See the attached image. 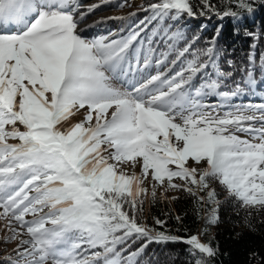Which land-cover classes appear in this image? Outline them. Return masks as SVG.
Returning a JSON list of instances; mask_svg holds the SVG:
<instances>
[{
    "label": "snow or ice",
    "instance_id": "6c2138e0",
    "mask_svg": "<svg viewBox=\"0 0 264 264\" xmlns=\"http://www.w3.org/2000/svg\"><path fill=\"white\" fill-rule=\"evenodd\" d=\"M230 2L253 11L252 0ZM77 8L76 0H0V27L17 26L0 30V219L11 233L5 242L28 237L10 264H138L147 244L129 252L137 240H180L194 254L214 257L198 235L180 238L140 223L142 185L150 177L153 198L158 184L218 205L210 187L216 181L242 207L264 209V103L223 112L203 103L208 95L227 101L244 89L237 83L221 90L232 73L216 64L217 37L200 53L190 51L191 43L177 49L184 34L168 21L194 17L191 0L148 5L150 15L119 39L83 38ZM222 15L240 19L231 9ZM157 38L167 51L157 53ZM243 71V83H254V69ZM129 76L140 79L129 88L114 85L130 83ZM198 76L204 80L194 88ZM81 110L84 119L72 122ZM127 164H139L140 174L125 172ZM216 211L209 223L218 222Z\"/></svg>",
    "mask_w": 264,
    "mask_h": 264
},
{
    "label": "trees",
    "instance_id": "16d2710c",
    "mask_svg": "<svg viewBox=\"0 0 264 264\" xmlns=\"http://www.w3.org/2000/svg\"><path fill=\"white\" fill-rule=\"evenodd\" d=\"M124 1L136 2V6L144 8L158 2V0ZM207 2L212 6V10L206 8L200 0H191L196 13L194 17L185 15L179 23L168 21L174 24L172 31L179 29L184 34V39L176 45L177 49L191 43L190 51L200 53L210 46L214 37H217L216 64L224 73H232L230 77H225L221 90H235V85L240 83L244 90L237 96L249 95L251 89L248 84L243 83L246 79L243 70L252 67L255 88L260 97H264V67L261 62V57H264V0H252L251 13L236 8L230 0ZM229 9L239 12L240 19L222 15ZM142 10L138 11L136 17H132L130 31L135 29L145 16L150 15ZM154 26L155 22L148 25L147 34H151ZM143 35L145 34L142 33ZM157 41V53L168 50L164 42L159 41V38ZM250 56L255 57L252 65H249ZM169 58L174 59L175 53L173 52ZM191 58V55L186 54V59ZM180 67L178 64L175 70H179ZM209 74L215 78L213 69H209ZM203 80V77H196L193 80V87H199ZM176 182L183 183L179 179ZM210 187L216 190L218 205L201 204L187 192L177 190L172 196L148 198L143 203L142 212L138 213V221L155 232H163L166 235L180 238L198 235L202 242L213 247L215 256L209 258L199 252L194 254L191 247L180 240L151 243L137 240L129 252L147 244L138 257V264H196L199 259H203L204 264H264V209L258 206L242 207L240 202L231 197L216 181H211ZM200 195L206 196V193L202 192ZM213 208L217 209L216 215L219 217L215 224L208 221ZM156 220L164 221V225L156 224ZM0 264H10L8 257H2Z\"/></svg>",
    "mask_w": 264,
    "mask_h": 264
},
{
    "label": "rangeland",
    "instance_id": "374dc122",
    "mask_svg": "<svg viewBox=\"0 0 264 264\" xmlns=\"http://www.w3.org/2000/svg\"><path fill=\"white\" fill-rule=\"evenodd\" d=\"M203 3V0H200ZM77 8V18L79 20L77 31L79 34L86 39H98L101 37H108L110 39H119L121 37L127 36L131 29L132 17H136L140 9H144L143 6H136V2H125L124 0H76ZM204 4V3H203ZM91 9V11H89ZM144 11V10H142ZM83 14L82 19H80V14ZM135 13V15H132ZM140 24V23H139ZM17 26L14 24H9L6 29L0 27V30L13 31L16 30ZM170 59V58H169ZM171 60V59H170ZM155 65H153L150 70L152 74H155ZM164 69L161 68V71ZM130 83H123L121 81H113L116 87L129 88L131 83H135L136 79H140L137 76L135 79L129 76L126 78ZM255 83V82H254ZM252 83V84H254ZM253 96L241 95L240 97H232L230 100H223L216 95H208L203 98V103L206 105H211L217 108V111L223 112L227 110V106H248V105H259L264 103V97H260L257 89H252ZM224 105L221 108L219 106ZM248 114L259 115L258 112H249ZM84 119V110H81L73 118L72 122H80ZM260 123H256L255 127L259 128ZM21 130L23 128L21 127ZM242 138L251 139L245 133H237ZM17 140H9V143H18ZM189 166H196L194 162L189 161ZM206 165L201 163L198 165L200 169H203ZM123 170L129 175L132 173L140 174V165L137 164L132 167L131 164L123 166ZM178 179L174 182L177 183ZM154 181L149 177L144 180L143 187L147 189V194L144 197V202L150 197H152V186ZM177 193L175 189H165L160 185H156L155 196H172ZM26 219H32L31 216H27ZM12 227H16L13 223ZM11 233L8 231V221L5 219H0V259L2 257H11L13 260L16 259L15 249L19 244L20 239H27V235L23 237H18L10 242H5V237L10 236ZM205 243V242H204Z\"/></svg>",
    "mask_w": 264,
    "mask_h": 264
}]
</instances>
